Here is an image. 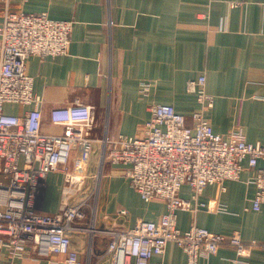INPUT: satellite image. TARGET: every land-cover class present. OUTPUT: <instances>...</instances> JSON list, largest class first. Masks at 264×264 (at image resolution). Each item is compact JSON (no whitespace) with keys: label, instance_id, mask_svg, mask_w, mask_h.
<instances>
[{"label":"crops","instance_id":"0c3cea01","mask_svg":"<svg viewBox=\"0 0 264 264\" xmlns=\"http://www.w3.org/2000/svg\"><path fill=\"white\" fill-rule=\"evenodd\" d=\"M5 7L74 20L66 53L32 55L25 62L33 92L41 98L43 131L61 130L49 122V110L74 99L94 108L98 136L104 126L109 136H141L153 103L173 105L190 122L199 104L186 82L204 75V89L213 96L207 111L213 130L226 135L240 126L247 141L264 144V0H0V24ZM32 107L4 104L6 112L18 115ZM258 164L264 166V159ZM103 166L83 224L93 218L94 228L120 230L141 219L158 222L165 202L143 200L125 176L127 165ZM252 171L244 164L238 179L206 185L197 200L190 185L182 184L179 195L193 209L176 211L177 227L196 224L225 236L237 232L245 242H264V203L252 207ZM62 186L61 170L47 174L37 200L40 211L58 210ZM108 242L109 236L99 232L71 235L79 264H112ZM0 264L67 263L60 253L42 256L28 249L10 254L2 248ZM148 264H187L186 254L168 242ZM200 264H264V248L255 246L242 259L232 246L221 244Z\"/></svg>","mask_w":264,"mask_h":264},{"label":"built area","instance_id":"2783aa9c","mask_svg":"<svg viewBox=\"0 0 264 264\" xmlns=\"http://www.w3.org/2000/svg\"><path fill=\"white\" fill-rule=\"evenodd\" d=\"M73 19H56L46 12L27 13L5 7L0 24V250L21 254L31 249L47 256L60 253L67 264H79L71 247L75 232L104 233L109 236L107 251L112 264H148L151 256L164 252L168 242H175L186 254L187 264L229 244L239 258H246L252 248L264 242H245L237 232L230 236L191 224L181 230L176 225L177 210H192L188 199L180 197L182 184L192 188V199L208 184L238 179L246 164L253 171L255 184L253 209L264 203V144L247 141L240 126L226 135L215 132L207 111L213 96L204 89L205 76L191 78L186 90L196 95L198 108L186 116L168 103H153L142 135H94V108L79 99L49 110V122L59 132L42 130L41 98L33 92V78L25 71L29 56H56L67 52ZM33 105L22 115L4 110V104ZM76 155L72 156L74 153ZM97 154L99 167L107 162L125 164V176L143 200L164 201L166 211L158 222L138 220L125 229L94 228L93 218L86 224L87 199L95 198L96 188L87 194L84 184L91 174L85 170L87 158ZM78 157V158H77ZM79 159L80 169L75 168ZM74 165V166H72ZM63 172L59 208L45 213L37 207L49 172ZM92 190V191H93ZM199 206H207L198 202ZM214 208V207H212Z\"/></svg>","mask_w":264,"mask_h":264},{"label":"rangeland","instance_id":"374dc122","mask_svg":"<svg viewBox=\"0 0 264 264\" xmlns=\"http://www.w3.org/2000/svg\"><path fill=\"white\" fill-rule=\"evenodd\" d=\"M87 161L88 162H87V166H86L85 170L88 171V174H90V172H91L92 175H91V177L89 176L87 178V180H86V182L84 184L83 190H85V192H87L88 195L91 194V193H93V195H94L93 188H96V182H97L95 175L97 174V172H99V176L102 175V172L104 170V166L103 167H99V165L97 163L98 159H97L96 152L93 153L92 155H90V158H87ZM79 163L80 162H79V159H78L76 161V164H75V168L78 169V170L80 169V164ZM72 166H74V165H72ZM92 198H93V196H91L90 201H88L89 207L86 209V210H88V212L90 214H91V210H92Z\"/></svg>","mask_w":264,"mask_h":264},{"label":"bare ground","instance_id":"6f19581e","mask_svg":"<svg viewBox=\"0 0 264 264\" xmlns=\"http://www.w3.org/2000/svg\"><path fill=\"white\" fill-rule=\"evenodd\" d=\"M98 191H99V190H98ZM98 191H97V192H98ZM95 203H96V202H95ZM92 235H93V234H92ZM90 243H91V242H90Z\"/></svg>","mask_w":264,"mask_h":264}]
</instances>
